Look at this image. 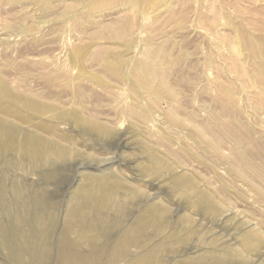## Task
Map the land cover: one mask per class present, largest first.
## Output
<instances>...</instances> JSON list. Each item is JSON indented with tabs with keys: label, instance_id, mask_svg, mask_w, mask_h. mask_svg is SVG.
Wrapping results in <instances>:
<instances>
[{
	"label": "rangeland",
	"instance_id": "obj_1",
	"mask_svg": "<svg viewBox=\"0 0 264 264\" xmlns=\"http://www.w3.org/2000/svg\"><path fill=\"white\" fill-rule=\"evenodd\" d=\"M40 63L45 67L35 70ZM55 71L63 74L66 90L89 87L100 99L80 105L66 97V110L95 119L112 135L52 122L57 135L44 136L78 156L45 168L0 151V264H17L14 256L21 254L24 264L31 263L27 246L14 244V225L19 218L32 225L43 206L56 218L49 236V264H56L79 188L102 173L121 184L126 225L154 206L168 209L166 228L147 231L151 246L161 245L160 264H196L202 257L264 264V0H0V78L15 93L31 95L33 89L35 98L52 103L42 98L46 87L26 78L45 74L51 85ZM0 119L21 131L40 122L2 113ZM161 165L163 175L156 176L152 170ZM186 177L223 215L187 204L177 190ZM30 227L21 230L27 234ZM253 232L263 245L248 254L243 244ZM179 238L185 240L176 244ZM143 251L136 248L131 257Z\"/></svg>",
	"mask_w": 264,
	"mask_h": 264
},
{
	"label": "bare ground",
	"instance_id": "obj_2",
	"mask_svg": "<svg viewBox=\"0 0 264 264\" xmlns=\"http://www.w3.org/2000/svg\"><path fill=\"white\" fill-rule=\"evenodd\" d=\"M35 66H38V68L45 67L44 63H40L39 65L35 64L34 69ZM109 69V71H113L116 68L112 66V68ZM144 73L141 72V74ZM79 75H84L83 70L79 71ZM91 77L89 79H92ZM61 78H63V74L59 73L58 71H55V74L51 76V85H47L46 82L48 81H46L45 74L42 75V77L33 76L31 74L26 78L31 80V84L33 82L35 86H40L43 88L46 87V90L48 92L46 91L42 93V98H52V103L42 101L43 99H41L40 96L38 97H40L41 100L35 98L36 96L32 94L33 89L30 90L31 95L15 93L8 88L6 81H4L3 78H0V113L6 115L7 117L18 119L19 121L27 123H32V121L35 120L40 121L38 123L32 124L34 130L21 131L16 128L17 126L15 127L10 122L5 121V119H0V151H13L18 155L24 156L26 159H28L33 168H45L47 166L50 167L58 163L70 161L73 157L78 156L77 150L75 148L64 146L59 142H56L51 138L49 139L47 138V136H44V134L57 135V132L55 131L56 128L53 127L54 125H52V122L60 124L62 122L71 121L74 126L79 128H91L103 137L107 138L110 137L108 135H112V132H109V129L100 126L99 123H96L97 121H94L95 119L93 121H89L79 113L66 110V106L69 104V102L65 101L66 97H70V100H72L74 104H85L88 101L93 102L100 99L97 97L96 92L89 94V87L88 89L84 87L85 91H83L84 89L77 90V88H73V91L71 90V92L66 90L65 84L63 83ZM98 80L100 82V79ZM118 80H120V78ZM126 81L127 80H125V82ZM90 82H92V80ZM132 84L135 83L133 82ZM151 93L152 98L155 101H161V99L157 98L158 95L156 96L155 94H153L155 92ZM100 98L104 100L107 98V96L100 95ZM94 104L96 105V103ZM89 112L90 111H88V114ZM119 112L125 115V112H123V110ZM120 113H118V115H120ZM56 137H58L59 139L64 138L61 136ZM240 160L242 161V159ZM155 162L157 163L158 161ZM157 164H159V162ZM161 169L165 168H162L161 165L160 170L155 168L154 171L151 168L148 171L152 170L153 174L159 176L160 174L163 175V173H161ZM89 180L91 181L90 184L81 186L79 188L76 194L77 203L69 211L67 221L64 225V232H62L63 234L60 232L62 234H60V252L58 257L56 258V264H122L124 262H127L128 264H160L161 245L157 246V244L151 246V240L147 238V231L149 229H154L155 232H160L161 230L166 228L168 209L158 205L154 206L152 208V211L150 210L148 214L140 216L131 225H126L125 219L123 218L125 216V207L119 199V190L121 189V184L114 180H111V178L105 173H102L100 175H93L92 177H89ZM176 181L177 180L175 179L173 182ZM194 182L195 181L193 178L191 180L188 178L180 179L178 183L176 182L178 184L177 190L183 197L187 199V204L194 209L209 212L214 217L223 215L222 209L214 204L211 196L207 195L204 191L197 189ZM132 195H136V193H133ZM39 199L37 198V203H43L41 201L42 198ZM111 210H113L115 213L113 218H109L105 214V211ZM39 212L41 213L39 214L38 220L36 219L39 222L37 223L36 221V224L32 223V225L28 224L29 222H26L28 220L25 221L17 216L19 219H16L15 221L14 228L16 229V231L13 239H15L14 244L27 246V248L25 246L24 247L26 248L27 252L32 255V261L30 264H49L50 259H52L51 248L49 245V236L55 228L56 218L54 216V213H49L44 210V206L40 208ZM24 224L31 226L30 231L27 234L21 230ZM124 225H126V228L121 230L122 232L120 233V235H116L117 237L114 240H109L108 242L105 241L112 230ZM71 236H73V238H71ZM3 240L4 239H2L0 243ZM184 240L185 239L179 238L176 244H180ZM245 242L246 244H243V246L246 245V248L244 247V249L248 254L257 253L262 249L263 242L261 241V238H259L258 234L250 236L245 240ZM142 247L144 248V254L139 257L135 255L136 257L133 256L132 258V251L136 248L141 249ZM14 248L15 245L14 247H12V249L14 250ZM79 249H82V251ZM15 251L17 250L15 249ZM54 252L55 251L53 250V254ZM21 256L23 257L22 254L14 256V260H16L17 264H24ZM236 256L243 259L242 254H236ZM222 262L223 261L219 259L215 262L209 263L208 257H202L201 259L195 261L196 264H221Z\"/></svg>",
	"mask_w": 264,
	"mask_h": 264
}]
</instances>
